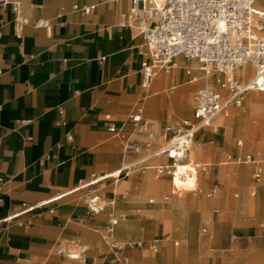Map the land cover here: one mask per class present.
I'll list each match as a JSON object with an SVG mask.
<instances>
[{
    "label": "crops",
    "instance_id": "crops-1",
    "mask_svg": "<svg viewBox=\"0 0 264 264\" xmlns=\"http://www.w3.org/2000/svg\"><path fill=\"white\" fill-rule=\"evenodd\" d=\"M75 3L81 6L96 3V7L84 12L74 10L72 6ZM129 6V0H21V14L28 23L23 27L20 38L14 34L15 13L11 6H0V264H55V257L49 249L60 238L81 237L85 228L91 226L102 227L106 232L110 218L97 215L98 211L85 210L75 194L82 189V193L95 191L108 181L114 185V198L118 194L115 190L118 184H115L121 178L123 181L119 188L124 187L123 198L128 195L131 198L117 203L110 201L114 211V214L109 213V217L114 216L113 232L112 236L103 235L107 252L117 264L122 257L128 258L116 239L140 243L149 238V241H161L159 253L145 254L147 262L163 258L170 264H200L204 259L197 228L201 216L208 219L209 207L219 203L220 198L198 202L195 213L188 214L184 208L185 194L178 195L187 191H178L171 181V192L175 198L149 205L154 199L149 198L147 203L144 196L147 193L158 195L162 186L146 171L167 162L165 157L154 158L151 167L143 171L134 170L127 176L107 175L145 152L126 151L120 135L109 131L113 123L121 133L141 140L134 130H127L129 126L133 127L128 122V114L139 108L142 110L133 103L144 88L140 72L143 40L133 29L120 25L122 13ZM43 19L49 20V30L35 25ZM192 61L193 64L186 68L174 64L176 69L172 74L162 70L156 72L148 89L144 88L148 90L147 94L141 98L147 108L157 111L162 100L157 95L177 88H180V94L176 107L182 111L191 107L192 85L181 86L206 76L190 75L200 69L197 62ZM179 72L189 75L181 84L172 80ZM235 77L242 80L236 72ZM227 117L220 115L213 120V124L218 125L213 129L216 135L218 132L222 135L219 127L226 128L229 123ZM143 119L146 121L145 117ZM167 122L171 121L163 124ZM209 126L211 123L203 128ZM112 140L121 145L122 153L128 157L115 168L112 167L120 161V152L111 144ZM156 143H161V139H156ZM194 143L198 148L195 152L189 150L188 161L194 160L206 166L208 150L196 139ZM240 145L241 140H238L237 147ZM227 158L232 159L233 164L241 162L239 154H229ZM239 177L246 184L249 182V174L236 170L232 179ZM89 186L92 189H85ZM212 190L213 195L216 193V188H211L206 192L207 197L213 196L208 195ZM43 201L48 203L21 212L23 203L35 206ZM136 210L142 211L139 219L126 218L125 213ZM159 211L171 213L165 228L183 242L177 250H172L165 238H156L150 227V219ZM17 213L19 215L14 217ZM9 216L13 217L6 219ZM215 223L210 241L221 227L224 233L231 230L241 235L252 229L248 224L236 223L233 215ZM110 238L122 247L121 252L109 249L106 243ZM241 244H244L243 239ZM70 248L68 243L67 249L58 250L59 261L68 255L66 251ZM134 248L135 244L129 245V249ZM77 255L76 258H82ZM245 257L241 250L232 249L224 255L223 264H233ZM250 262L262 264L260 255ZM128 263L131 264L129 260Z\"/></svg>",
    "mask_w": 264,
    "mask_h": 264
},
{
    "label": "built area",
    "instance_id": "built-area-1",
    "mask_svg": "<svg viewBox=\"0 0 264 264\" xmlns=\"http://www.w3.org/2000/svg\"><path fill=\"white\" fill-rule=\"evenodd\" d=\"M129 1L130 6L122 13L120 25L133 29L143 40L140 72L144 88H148L158 70L168 73L174 66L173 61L182 58L199 63L205 74L214 69L218 75L217 83L228 93L224 95L213 86H202L196 94L192 120L185 118L179 124L167 122L161 125L158 131L143 119L140 108L130 112L128 122L138 133L144 135V139L141 140L121 133L112 123L109 131L120 135L126 151L145 152L107 175L127 176L134 170L143 171L151 167L154 158L165 157L167 162L153 166L156 173L168 175L172 183L176 180L181 187L191 182L192 190H196L197 168L185 162L196 132L223 114L228 104L241 106L246 91L253 89L264 91V11L255 5L256 0ZM20 4L21 0H0V6H11L15 13L14 34L17 38H20L23 27L28 23L21 14ZM72 7L74 10L89 12L96 7V3L82 6L75 3ZM35 25L50 29V22L47 19L40 20ZM244 63H251L254 66L255 75L249 82L239 84L232 74ZM226 96L228 97L225 98ZM158 138L163 143L157 144ZM242 161L255 162L251 154H246ZM254 170L255 178L259 179V170L257 168ZM213 193L212 190L208 195L211 196ZM94 200L95 198L91 201ZM47 203L43 201L35 206L23 203L24 209L21 212ZM91 210L97 211L95 207H91ZM111 232L110 222L106 227V233L109 235ZM106 244L113 252L122 251V247L114 239L110 238ZM153 250L156 248L153 247ZM120 264L129 263L122 257Z\"/></svg>",
    "mask_w": 264,
    "mask_h": 264
},
{
    "label": "rangeland",
    "instance_id": "rangeland-1",
    "mask_svg": "<svg viewBox=\"0 0 264 264\" xmlns=\"http://www.w3.org/2000/svg\"><path fill=\"white\" fill-rule=\"evenodd\" d=\"M173 62L175 65L176 63L181 64L184 68L193 64V61H187L182 58H177ZM184 68L182 71H184ZM175 69L176 66L166 74H172ZM210 71L214 72L215 76L212 79V74H210V80H208L207 76L209 72L205 74L200 66V69L192 72L190 75H199L200 77L206 76L192 84L181 86V88H184L192 85L191 93L193 101L191 107L186 111H182L176 107L178 95L180 94L178 89L180 88L170 89L163 94L157 95L162 97L161 106L157 108V111L147 108L144 104V100L141 99L148 92V90H144V88H141L142 92L138 95V98H136L133 104H137L136 108H142L143 117H145L147 122L152 124L155 131H158L161 125L167 120L178 124L185 118L192 120L196 94L202 86L209 84V86H213V88L221 91L224 95L228 93L227 90L217 83L218 75L214 69ZM252 73H250V75H252ZM188 76L189 75L185 72H179L172 77V80L181 84ZM245 79L237 80V82L239 84H244L249 80V76ZM227 97L228 96L225 98ZM129 111L130 109L127 113ZM227 113L230 114L229 117H227L228 119H226L229 120L228 125L225 129L219 127V131H223L222 135H220L219 132L218 135H216L214 132V126L218 125L213 124V121L211 122V126L200 129L202 130L201 132L200 130L196 132L194 139L208 150V162L204 171L197 169L196 190L190 191V186H188L186 189L187 192H179L178 195L183 196L185 194L183 196L186 201L184 208L188 214L195 213L198 202L220 198L219 203L215 202V205L209 207L208 219L201 216V221L197 228L200 239L199 247L205 253L204 259L200 264H223L224 255L229 254L232 249L241 250V252L247 256L245 258H240L238 261L236 260L233 264H251L250 260L257 255H260L261 263L264 264V91L254 89L246 91L243 94L241 106L234 107L232 104H228L223 114ZM221 118L222 117H219L218 119ZM133 128L134 127L129 126L127 130H134L138 138L143 139V134H138ZM238 140H241L240 147H237ZM161 142L163 143L162 140ZM111 144L120 152V161L112 167L115 168L127 160L128 157L122 153L123 148L119 143L112 140ZM246 153L252 155L255 160L254 163L245 164L242 161ZM229 154H232V156L239 154L241 162L239 164L231 163L232 159L227 158ZM130 160L133 159L130 158ZM186 161L187 158L185 162ZM255 168L260 172L259 181H257L254 175ZM236 170H239V173L241 171L249 174V182L247 184L244 179L240 177L236 180L232 179L233 174H236ZM146 172L150 173L152 179L162 186L158 195L147 193L144 196L147 203L149 198L154 199L153 202L148 203L149 205H153L158 201L169 202L175 198L174 194L171 192L172 184L169 176H157L155 169H148ZM122 181L123 178L115 184L116 186L118 184L117 189H115L118 194L114 198V185L108 181L104 182L103 185L92 192L82 193L84 190L82 189L81 192L75 194V197L80 201V204H84L85 210L88 211L91 207H95L99 212L97 215H104L106 218H110L112 224V218L114 216L109 217V213L114 214V211L111 209L110 201L113 200L117 203L131 198L130 195L123 198L124 195H122V193L124 187L119 188ZM255 185H258V188H255ZM91 187L92 186H89L85 189H92ZM243 187L246 190H244ZM211 188H216V193L212 197H207L206 192ZM107 193H110V195L108 196ZM235 194L238 195L236 196ZM96 196L97 199L91 201ZM143 213L148 214L147 212ZM125 214L126 218L139 219L138 217L142 214V211L136 210ZM230 215L235 217L236 223H244L252 226L251 232L241 235L237 231L230 230L224 233L222 232L223 230H221V226L224 225L219 223L221 228L217 236L210 241L211 231L213 226L216 225L215 221L227 218V216ZM170 219V212L159 211L153 215L149 224L156 238H165L170 248L172 250H177L182 246L183 242L171 231H166L165 224ZM105 234L106 232L102 227H86L81 237L76 238V236H71L68 237L67 240L62 237L56 244L50 247L49 251L52 256L55 257V264H117V261L108 254L104 245L103 235ZM149 239L141 243H138V241L123 242L118 239H116V241L125 249L126 256L131 264H170L168 260L163 258L154 262L146 261L147 258L145 254H147V252L157 254L161 251V241H155L154 239L149 241ZM242 239L244 240V244L240 245V240ZM73 241L74 243H71ZM176 241L178 245H174ZM68 243L71 244L70 250L66 251L68 255L61 257L62 261H59L60 254H58V250L67 249ZM130 243L135 244L134 249H129ZM153 247L156 248L155 251H153ZM73 253L81 255L82 258L72 257L70 254Z\"/></svg>",
    "mask_w": 264,
    "mask_h": 264
},
{
    "label": "bare ground",
    "instance_id": "bare-ground-1",
    "mask_svg": "<svg viewBox=\"0 0 264 264\" xmlns=\"http://www.w3.org/2000/svg\"><path fill=\"white\" fill-rule=\"evenodd\" d=\"M256 5H258L260 8H262L263 10H264V0H257L256 1ZM199 65V64H198ZM235 72H236V75L237 76H239L241 79H245L246 77H248L249 76V79L250 80H252L253 78H254V73H255V71L253 72V66L250 64V63H244V64H242L241 66H239V67H237L234 71H233V78L234 79H236V77H235ZM253 72V73H252ZM250 73H252V75H250ZM210 74H212V79H213V77L215 76V73L214 72H211V71H209V75ZM209 75L207 76L208 78H209ZM237 80V79H236ZM249 80V81H250ZM248 81V82H249ZM191 91V90H190ZM190 100V99H189ZM220 115H223V116H225V117H227V116H229V113H227V114H220ZM220 115H218V116H220ZM215 119V118H214ZM213 119V120H214ZM200 130V129H199ZM194 141H195V139H193V141H192V143H191V145H190V148H189V150L191 151V152H195V150L198 148L196 145H195V143H194ZM188 154H189V151H188ZM191 162H194V163H191ZM191 162H189L188 161V156H187V161H186V163H189L190 165H195L196 166V168L198 169V170H200V171H204L205 169H206V166L205 165H200V164H198V163H195V161L194 160H192ZM197 169H196V171H197ZM198 172V171H197ZM196 179H197V177H196ZM172 181V180H171ZM93 182H95V181H91L90 183H93ZM173 186L178 190V191H185L187 188H188V186H190L189 188H190V191L192 190V184H191V182H187V183H185L184 184V186H179V183L175 180L173 183ZM61 197V196H60ZM56 198H58V197H56ZM56 198H53L52 200H54V199H56ZM95 199H97V198H95ZM113 226H114V221H113V219H112V232H113ZM112 232H111V234H110V236H112ZM133 234V233H132ZM138 243H140V242H138ZM130 244H132V243H130ZM78 255L77 254H72V257H77Z\"/></svg>",
    "mask_w": 264,
    "mask_h": 264
}]
</instances>
